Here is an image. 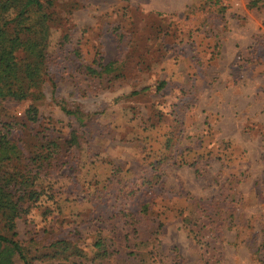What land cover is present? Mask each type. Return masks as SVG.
<instances>
[{"label": "rangeland", "instance_id": "1", "mask_svg": "<svg viewBox=\"0 0 264 264\" xmlns=\"http://www.w3.org/2000/svg\"><path fill=\"white\" fill-rule=\"evenodd\" d=\"M41 1L49 16L46 76L32 97L0 98V136L26 155L35 131L74 119L64 108L87 113L79 129L97 155L86 177L98 175L95 169L113 176L112 160L115 177H143L152 186L143 192L139 180L134 194L118 190L116 204L90 197L97 209L104 204V219L82 224L85 257L50 256L47 238L70 235L72 219L60 221L61 212L89 216L86 203L78 204L86 202L80 201L84 174L83 187H74L80 196L58 201L57 208L42 199L30 221L17 220L24 256L33 264H264V4ZM110 61H116L111 74L95 77L87 69ZM160 80L167 84L159 92L139 90ZM178 103L175 120L169 109ZM30 106L34 121L27 119ZM143 144L148 160L177 162L143 165L136 160ZM18 164L26 172L37 167L26 158ZM101 234L111 250L106 259L91 249ZM0 264L7 262L0 258Z\"/></svg>", "mask_w": 264, "mask_h": 264}, {"label": "trees", "instance_id": "2", "mask_svg": "<svg viewBox=\"0 0 264 264\" xmlns=\"http://www.w3.org/2000/svg\"><path fill=\"white\" fill-rule=\"evenodd\" d=\"M260 1L264 4V0H251L249 6L258 7ZM48 3L50 2L47 1ZM44 8L41 0H2L0 2V98L22 100L32 97L30 95L34 94V89H37L45 79V50L48 44L49 16ZM6 12L7 14H5ZM27 20L29 22L26 23ZM8 23L12 26H9ZM114 62L116 63V61H110L107 64H98L96 67L90 63L87 69L95 77H102L104 74L113 73ZM119 74L120 72H115L114 77H119ZM166 84V80H160L154 88L144 86L139 90L153 89L159 92L166 87ZM129 93L136 94L137 91ZM122 95H126V93ZM179 106V103L172 104V109H169L174 114L175 120H178L179 117ZM64 111L73 115L74 119L67 123L50 121L43 125L42 129L35 131V141L29 154L23 155L24 151L20 145L10 142L3 135L0 136V258L5 259L7 264H15L17 260L22 261L23 264H33L22 252V246L16 237V224L20 218L27 222L30 221V213L33 208L41 207L42 199L51 200L55 206L57 205V208L60 207L58 201H67L71 196L77 198L81 193L80 201L84 199L86 202H78V204L86 203V211L90 210L88 218H83L82 210L73 211L69 215H67L69 212L66 214L61 212L60 221L62 219L66 221V218L72 219L67 228L70 235L57 237L54 240H49L48 237L47 248L52 250L50 256L53 257L64 254L65 260H69L71 256L76 257L75 259H78L79 256L82 259L85 257L83 254L85 244L83 239H80L82 224L88 222L90 224L93 219H104V213L100 210L104 204L97 209L96 204L87 203L88 199L92 197L93 200L97 197L102 199V203L111 200L112 204H116L119 199L117 198L118 190L134 194L140 189L139 180L141 186L143 185L141 190L143 192H148L152 186V182L148 181L149 184H146L143 177L135 180L115 177L119 167L112 160L113 176L103 178L91 175V178L88 179L86 174L90 172L89 167L97 155V151L90 150V140L83 136V130L79 129L80 126L87 123L86 116L88 114L83 113L85 114V118H83L84 116L77 110L64 108ZM36 118V107L30 106L27 119L34 121ZM146 148L148 149L149 146L143 144L136 158L143 165L144 162L148 166L158 164L160 168L165 162H177L175 157H166L164 160L161 157L148 160L145 153ZM168 151L170 150L168 149ZM24 158L34 162V165L37 166L35 171L28 170L26 172L21 169L20 164L16 165V162ZM45 163L51 167L50 170L44 168ZM84 174L85 179H82ZM79 179H82L81 183L85 182L87 185L81 186ZM69 181L73 187L67 186ZM78 186L83 188L76 195L74 187ZM147 203L141 208H148ZM121 209L122 207H119L116 212L113 211V215L120 214ZM43 213L45 214L41 221L48 214L47 211ZM122 213L124 214L125 211ZM135 225L134 222L132 226ZM101 235H98L93 241L91 249H100L101 252L97 255L99 258L105 257L104 259H106L111 250L108 248L109 241ZM73 263L78 264V260H73Z\"/></svg>", "mask_w": 264, "mask_h": 264}, {"label": "crops", "instance_id": "3", "mask_svg": "<svg viewBox=\"0 0 264 264\" xmlns=\"http://www.w3.org/2000/svg\"><path fill=\"white\" fill-rule=\"evenodd\" d=\"M105 162H106L107 164L105 163L104 167H105L107 170L110 169V166H109L110 164H109V162H108V161H105ZM100 163H102V161H101ZM95 172L99 175V177H103V178H104V177H107V176H105V174L98 173L96 169H95ZM98 175H97V176H98Z\"/></svg>", "mask_w": 264, "mask_h": 264}]
</instances>
